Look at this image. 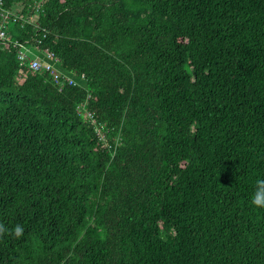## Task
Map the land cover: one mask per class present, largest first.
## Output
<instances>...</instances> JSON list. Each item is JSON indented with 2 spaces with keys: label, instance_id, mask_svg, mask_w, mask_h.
<instances>
[{
  "label": "trees",
  "instance_id": "obj_1",
  "mask_svg": "<svg viewBox=\"0 0 264 264\" xmlns=\"http://www.w3.org/2000/svg\"><path fill=\"white\" fill-rule=\"evenodd\" d=\"M0 25V264H264V0H1Z\"/></svg>",
  "mask_w": 264,
  "mask_h": 264
},
{
  "label": "built area",
  "instance_id": "obj_2",
  "mask_svg": "<svg viewBox=\"0 0 264 264\" xmlns=\"http://www.w3.org/2000/svg\"><path fill=\"white\" fill-rule=\"evenodd\" d=\"M5 17L12 18L13 21H18V19L20 18L19 15L12 12H10V15L7 14ZM10 38H11L10 34L7 33L0 25V39L3 42H7L9 44L11 42ZM21 46L22 48L18 52V57L20 59V65L23 68H26L34 73L45 70L46 72H49L53 76L54 80L59 85H63L64 81L69 78L68 76L63 75L62 72L57 68L56 62L59 61V59L54 55L52 51H50L49 49H44L43 50L44 55L47 56L45 58V56L39 55L37 51L34 52V49L36 47L39 48V45H32V47H29L21 44ZM78 109H85V108L79 106ZM91 114L92 113L89 111L86 113V116L90 117Z\"/></svg>",
  "mask_w": 264,
  "mask_h": 264
},
{
  "label": "clouds",
  "instance_id": "obj_3",
  "mask_svg": "<svg viewBox=\"0 0 264 264\" xmlns=\"http://www.w3.org/2000/svg\"><path fill=\"white\" fill-rule=\"evenodd\" d=\"M256 184L257 188L253 195L252 203L257 206H264V179H257ZM10 231L16 238H19L24 233V227L17 224L14 229H11Z\"/></svg>",
  "mask_w": 264,
  "mask_h": 264
}]
</instances>
